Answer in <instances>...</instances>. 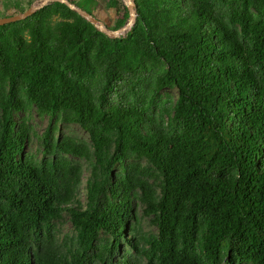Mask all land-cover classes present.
<instances>
[{
  "label": "trees",
  "instance_id": "trees-1",
  "mask_svg": "<svg viewBox=\"0 0 264 264\" xmlns=\"http://www.w3.org/2000/svg\"><path fill=\"white\" fill-rule=\"evenodd\" d=\"M132 1L0 25V264H264V0Z\"/></svg>",
  "mask_w": 264,
  "mask_h": 264
},
{
  "label": "rangeland",
  "instance_id": "rangeland-1",
  "mask_svg": "<svg viewBox=\"0 0 264 264\" xmlns=\"http://www.w3.org/2000/svg\"><path fill=\"white\" fill-rule=\"evenodd\" d=\"M39 1L40 0H33L31 5H35ZM106 1L107 0H96V5L95 6H97V8H96L94 14L96 15V19L100 20L103 23L104 26L105 25L112 26L113 23H114V20H115V16H114V13L112 11H108V10H106L104 8ZM2 5L8 10H9V8H11V7H9L10 4L6 0H0V7ZM10 10H13V9H10ZM9 16L10 15L7 14V13L6 14L0 13V18L9 17ZM172 93L176 96L175 91H172ZM30 123L32 124V127H33V130L35 132V135L32 136V144H30L27 147V150H31V151L34 152L36 147L39 145L38 137L45 130V128H46V126L48 124V118L44 117L43 119H40V118H38L36 116L35 112L32 111L31 112V117H30ZM62 130H63L64 133L73 132L79 137H83V136L85 137V133L77 125H69V127H64V128H62ZM85 176L86 175H84L83 181L85 179ZM80 198L83 200L82 192L80 193ZM151 229H153V228H151ZM68 231H70V224H69V222L66 221L64 226H62V231L61 232L62 233H66Z\"/></svg>",
  "mask_w": 264,
  "mask_h": 264
},
{
  "label": "water",
  "instance_id": "water-1",
  "mask_svg": "<svg viewBox=\"0 0 264 264\" xmlns=\"http://www.w3.org/2000/svg\"><path fill=\"white\" fill-rule=\"evenodd\" d=\"M53 1H59V2L66 4L71 9L75 10L80 16L84 17L88 22H90L92 25H94L99 31L103 32L104 34H106L110 37H114V36H117V35L125 32L134 23V20H135L136 13L134 10V3L132 0H123L125 6L127 7L129 14H128V19H127V22L125 23V25L123 27L117 29V30L108 29L107 27H105L103 25V23L100 20L90 16L87 12L76 8L74 5L70 4L68 2V0H40L37 4L31 5L23 13L15 14V15H12L9 17L0 18V25H4V24H8V23H12L15 21L25 19L26 17L32 15L36 10L42 8L47 3L53 2Z\"/></svg>",
  "mask_w": 264,
  "mask_h": 264
},
{
  "label": "clouds",
  "instance_id": "clouds-1",
  "mask_svg": "<svg viewBox=\"0 0 264 264\" xmlns=\"http://www.w3.org/2000/svg\"><path fill=\"white\" fill-rule=\"evenodd\" d=\"M82 192V191H81ZM83 194V193H82ZM68 222V221H67ZM64 224H65V222H64ZM64 224H63V226H64ZM70 224V223H69ZM61 229H62V227H61ZM68 232H71V225H70V231H68Z\"/></svg>",
  "mask_w": 264,
  "mask_h": 264
}]
</instances>
